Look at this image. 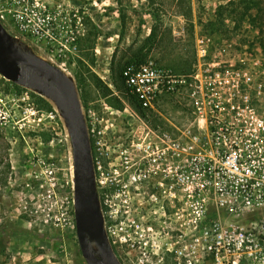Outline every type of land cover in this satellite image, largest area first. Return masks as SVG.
<instances>
[{
  "label": "rangeland",
  "instance_id": "374dc122",
  "mask_svg": "<svg viewBox=\"0 0 264 264\" xmlns=\"http://www.w3.org/2000/svg\"><path fill=\"white\" fill-rule=\"evenodd\" d=\"M19 1L0 7L16 45L87 89H98L129 62L152 60L187 72L196 35L222 31L241 16L258 29L264 47V0H60L57 7L55 0ZM221 12L226 16L219 19ZM158 119L177 126L191 121L174 101L160 107ZM0 130L11 165L2 213L20 230L0 264H85L75 234L71 148L61 112L51 100L0 76Z\"/></svg>",
  "mask_w": 264,
  "mask_h": 264
},
{
  "label": "built area",
  "instance_id": "2783aa9c",
  "mask_svg": "<svg viewBox=\"0 0 264 264\" xmlns=\"http://www.w3.org/2000/svg\"><path fill=\"white\" fill-rule=\"evenodd\" d=\"M258 34L245 21L197 34L187 73L152 60L122 69L123 91L136 113L155 116L174 101L191 119L179 126L168 121L166 128L157 122L143 147L151 165L139 177L161 174L179 225L152 264H264V47Z\"/></svg>",
  "mask_w": 264,
  "mask_h": 264
},
{
  "label": "flooded vegetation",
  "instance_id": "af4514ba",
  "mask_svg": "<svg viewBox=\"0 0 264 264\" xmlns=\"http://www.w3.org/2000/svg\"><path fill=\"white\" fill-rule=\"evenodd\" d=\"M55 1L57 7L60 0ZM14 2L0 0V7L6 10ZM74 88L81 97L78 100L84 111L109 247L119 264H152L161 255L166 240L179 229L161 174L139 177L145 166L151 165L144 159L145 141L157 122L163 128L166 125L159 119L155 121L152 114L136 113L122 82L112 76L99 82L98 89H87L86 83L79 82Z\"/></svg>",
  "mask_w": 264,
  "mask_h": 264
},
{
  "label": "water",
  "instance_id": "95a60500",
  "mask_svg": "<svg viewBox=\"0 0 264 264\" xmlns=\"http://www.w3.org/2000/svg\"><path fill=\"white\" fill-rule=\"evenodd\" d=\"M0 76L51 100L67 125L73 174V213L85 264H119L103 229L85 123L74 84L56 66L24 53L0 21Z\"/></svg>",
  "mask_w": 264,
  "mask_h": 264
},
{
  "label": "trees",
  "instance_id": "16d2710c",
  "mask_svg": "<svg viewBox=\"0 0 264 264\" xmlns=\"http://www.w3.org/2000/svg\"><path fill=\"white\" fill-rule=\"evenodd\" d=\"M224 16H226V15H224L221 12L220 15H219V19L224 17ZM245 18H246V16H241V19H239L238 22H236L237 24L235 23V20L233 19L232 22H234V27L235 28H239L240 25H241V22ZM224 21L222 20V23ZM214 32H219V31H215L214 30L212 32V30H211L209 33H214ZM220 32H222V31H220ZM140 63L141 62H129L126 65H128V64H140ZM125 66H123L120 69V71L118 72V76H115L114 79H118V80H120L122 82V80H121V72H122V69ZM189 71H187V72H189ZM187 72H184V73H187ZM181 73H183V72H181ZM4 140H5L4 136L2 134V131L0 130V255H2V256L6 252V246H7L8 242H9V240L12 238V236L14 234H17L20 231L18 226H17V224L15 222L9 220L2 213V210H3V205H2L3 204V201H2L3 197L2 196H3V193L5 192V188L7 186V181H8V177H9L10 168H11V165L7 161V158H6L7 150H8L9 147H8V145L6 144V142Z\"/></svg>",
  "mask_w": 264,
  "mask_h": 264
}]
</instances>
